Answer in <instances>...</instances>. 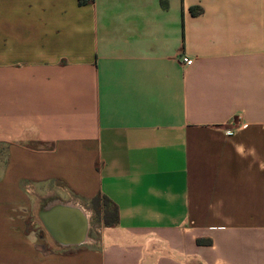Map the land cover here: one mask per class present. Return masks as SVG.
Instances as JSON below:
<instances>
[{
    "label": "crops",
    "instance_id": "1",
    "mask_svg": "<svg viewBox=\"0 0 264 264\" xmlns=\"http://www.w3.org/2000/svg\"><path fill=\"white\" fill-rule=\"evenodd\" d=\"M87 1L0 0V264H264V0Z\"/></svg>",
    "mask_w": 264,
    "mask_h": 264
},
{
    "label": "rangeland",
    "instance_id": "2",
    "mask_svg": "<svg viewBox=\"0 0 264 264\" xmlns=\"http://www.w3.org/2000/svg\"><path fill=\"white\" fill-rule=\"evenodd\" d=\"M96 204L98 205L99 210L90 219L91 228H90V232H89V237H94V235H95V232H94L95 229L94 228L96 227V225L98 223L101 222V219L105 220V221H111L113 219V216H114L113 215L114 209L104 199L97 200Z\"/></svg>",
    "mask_w": 264,
    "mask_h": 264
},
{
    "label": "bare ground",
    "instance_id": "3",
    "mask_svg": "<svg viewBox=\"0 0 264 264\" xmlns=\"http://www.w3.org/2000/svg\"><path fill=\"white\" fill-rule=\"evenodd\" d=\"M79 211V214L81 216V218L83 219V223H84V234H83V240L87 241L88 237L86 236V232L89 229V215L86 214L82 209H77Z\"/></svg>",
    "mask_w": 264,
    "mask_h": 264
},
{
    "label": "built area",
    "instance_id": "4",
    "mask_svg": "<svg viewBox=\"0 0 264 264\" xmlns=\"http://www.w3.org/2000/svg\"><path fill=\"white\" fill-rule=\"evenodd\" d=\"M182 62L188 66H191L193 64V60L187 57H183Z\"/></svg>",
    "mask_w": 264,
    "mask_h": 264
},
{
    "label": "trees",
    "instance_id": "5",
    "mask_svg": "<svg viewBox=\"0 0 264 264\" xmlns=\"http://www.w3.org/2000/svg\"><path fill=\"white\" fill-rule=\"evenodd\" d=\"M161 1H162V4L165 5L166 0H161ZM79 2H80L81 5H84L88 1L87 0H79Z\"/></svg>",
    "mask_w": 264,
    "mask_h": 264
},
{
    "label": "water",
    "instance_id": "6",
    "mask_svg": "<svg viewBox=\"0 0 264 264\" xmlns=\"http://www.w3.org/2000/svg\"><path fill=\"white\" fill-rule=\"evenodd\" d=\"M51 225V224H50Z\"/></svg>",
    "mask_w": 264,
    "mask_h": 264
}]
</instances>
